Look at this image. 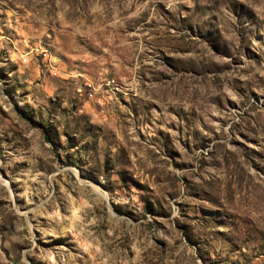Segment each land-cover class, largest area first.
Returning <instances> with one entry per match:
<instances>
[{
  "label": "rangeland",
  "instance_id": "rangeland-1",
  "mask_svg": "<svg viewBox=\"0 0 264 264\" xmlns=\"http://www.w3.org/2000/svg\"><path fill=\"white\" fill-rule=\"evenodd\" d=\"M0 264H264V0H0Z\"/></svg>",
  "mask_w": 264,
  "mask_h": 264
}]
</instances>
